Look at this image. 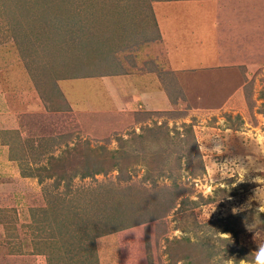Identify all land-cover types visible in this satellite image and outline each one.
<instances>
[{
    "label": "rangeland",
    "instance_id": "1",
    "mask_svg": "<svg viewBox=\"0 0 264 264\" xmlns=\"http://www.w3.org/2000/svg\"><path fill=\"white\" fill-rule=\"evenodd\" d=\"M153 1L0 0V264H251L264 244V68L196 100ZM152 69L172 106L151 81L147 104L96 102L102 75Z\"/></svg>",
    "mask_w": 264,
    "mask_h": 264
},
{
    "label": "crops",
    "instance_id": "2",
    "mask_svg": "<svg viewBox=\"0 0 264 264\" xmlns=\"http://www.w3.org/2000/svg\"><path fill=\"white\" fill-rule=\"evenodd\" d=\"M151 9L158 30L152 41L156 42L157 54L162 53L168 67L188 71L190 82L192 78L200 80L202 90H196L198 85H190L196 100L201 101L210 91H215L221 82L220 72L230 79L239 76L244 82L257 69L264 68V0H154ZM156 74L153 69L144 74L136 72L121 88L115 87L118 81L115 77L104 74L95 100L110 99L120 109L133 108L134 102L139 101L147 104L153 92L147 81H151L164 94L165 104L172 106ZM210 74L213 79L209 78ZM143 76L147 77L146 81ZM230 79L225 82L229 83ZM10 154L8 144L0 157L2 170Z\"/></svg>",
    "mask_w": 264,
    "mask_h": 264
},
{
    "label": "clouds",
    "instance_id": "3",
    "mask_svg": "<svg viewBox=\"0 0 264 264\" xmlns=\"http://www.w3.org/2000/svg\"><path fill=\"white\" fill-rule=\"evenodd\" d=\"M213 171H215V166H213ZM235 174L237 178V182L243 181L245 179L246 173L244 169H235ZM251 264H264V244H260L255 250V255Z\"/></svg>",
    "mask_w": 264,
    "mask_h": 264
}]
</instances>
